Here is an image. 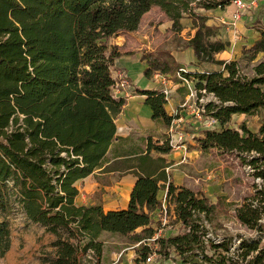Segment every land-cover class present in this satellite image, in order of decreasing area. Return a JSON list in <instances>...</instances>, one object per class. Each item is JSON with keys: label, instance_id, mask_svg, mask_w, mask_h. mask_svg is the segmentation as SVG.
<instances>
[{"label": "trees", "instance_id": "trees-1", "mask_svg": "<svg viewBox=\"0 0 264 264\" xmlns=\"http://www.w3.org/2000/svg\"><path fill=\"white\" fill-rule=\"evenodd\" d=\"M235 0L197 3L195 0H0V259L11 249L8 213L18 208L56 241L54 259L48 264H81L80 249L102 256L103 233L129 237L143 247V261L153 250L148 244L158 232L154 213L161 182H168L163 157L173 151L171 139L162 145L148 140L146 152L121 164L105 166V158L117 134L116 120L125 100L113 93L111 68L121 56L109 45L115 35L135 32L143 17L158 7L172 21V30H184L191 21L186 48L199 64L218 66L213 72H190L168 51L145 53L144 76L178 74L196 82L205 115L221 124V130H205L197 138L204 152L237 154L264 181V121L257 133L244 123L231 127L233 115L264 113V28L237 61L218 60L229 47L218 38V29L200 13ZM259 55L262 59L255 62ZM252 65L251 72L242 63ZM185 69L186 72H181ZM147 96L153 119L171 125L162 91H138ZM133 171L138 179L126 209L105 212L101 206H77L75 183L95 171ZM168 197L175 204L177 222L191 227L189 233L155 239L165 259L172 252L182 264H264V248L256 238L241 237L230 250L229 241L215 243L198 214L210 216L216 209L187 188L168 183ZM241 225L260 230L264 220V188L236 209ZM140 230V231H139ZM208 251H213L210 255ZM231 251V252H230ZM226 252V254L224 253ZM230 253V256L228 254ZM216 256V257H215Z\"/></svg>", "mask_w": 264, "mask_h": 264}, {"label": "crops", "instance_id": "crops-1", "mask_svg": "<svg viewBox=\"0 0 264 264\" xmlns=\"http://www.w3.org/2000/svg\"><path fill=\"white\" fill-rule=\"evenodd\" d=\"M243 1L244 8H238L232 1L223 8L219 7L203 13L209 17L207 24L218 29V38L229 43V47L216 56L218 60L227 62L241 60L243 49L252 47L260 37L259 30L264 28V0ZM237 13L240 16L235 18ZM190 22L188 18L182 20L185 27L182 35L172 31L173 23L167 19L147 30L140 29L141 22L137 31L119 36L112 41L111 38L109 39V45L117 47L121 53L115 64L128 73L131 86L117 95L125 100V105L116 120L117 134L106 155L105 166L111 163L121 164L123 161L135 159L143 152L145 153L149 139L159 145L171 139L173 144L171 153L159 155L152 152L153 157H163L169 163L166 168L168 182H161L163 189L158 195L160 201L168 190V183H172L179 189H190L199 199L202 198L201 195L199 196V190H204L207 183L205 178H202L203 171H212L207 164H210L214 153L212 150L202 151L197 142V138L202 137L203 131L208 129L204 127L200 117L194 116L199 110H196L193 104L194 95L190 89L180 81L172 80L175 77L171 75L167 78L154 75L151 79L144 76L147 65L142 60L143 55L163 49L170 51L181 67L187 71L203 73L217 70L214 64H199L193 49L184 47L190 35L188 38L182 37L183 45L181 46L173 43L172 38L175 35L183 36L189 32L191 35L194 34ZM260 59L262 55L258 56L256 62ZM166 88L171 90V95L165 109L169 116H177V119L169 126L162 120L153 119V110L145 103L147 96L138 92L139 90L163 91ZM247 117L249 116L245 114H236L233 115L232 120L238 118L242 122ZM137 179V175L128 169L121 168L110 172L95 171L92 175L75 183L79 190L75 204L101 206L105 212L126 209ZM171 208L173 209L172 206ZM153 218L155 222L159 221L158 211L154 213ZM105 234L109 233H103L101 237ZM170 235H176V232L171 231ZM136 245L134 244L132 248L135 249ZM138 263L144 264V262ZM125 264H131L130 259L126 260Z\"/></svg>", "mask_w": 264, "mask_h": 264}, {"label": "rangeland", "instance_id": "rangeland-1", "mask_svg": "<svg viewBox=\"0 0 264 264\" xmlns=\"http://www.w3.org/2000/svg\"><path fill=\"white\" fill-rule=\"evenodd\" d=\"M204 11H200V13L203 14L205 13ZM167 19L168 18L160 8L153 7L151 11L143 17L140 29L147 30L148 28H153L155 25ZM181 33L178 34L182 35ZM126 34L115 35L111 38V41L114 38ZM179 35L173 36L172 41L174 44L177 43L181 46L183 45L182 37L188 38L191 33H185L183 36ZM187 41L184 43L185 48ZM163 51L168 50L163 49ZM252 65H247L246 62H243V70L246 73H250ZM214 67L217 70L219 69L217 66ZM172 80L180 81L176 77ZM191 81L193 82L192 87H195L196 82L194 80ZM186 87L189 89L187 85ZM195 91L196 92L193 93V104L196 110H199L200 106L204 103L201 102V100H204L205 104L212 101L209 95L202 94V96H199V92L196 88ZM194 116L196 118L200 117L201 122L206 118V115L199 111H196ZM263 121L264 113L259 112L254 116L247 117L242 122H240L238 118H234L231 126L240 131V125L244 123L252 132L254 131V133H257ZM213 151L214 150H212V153L214 154H212L210 164H207L212 171H203L202 174V178H205L204 180H206L207 186H204V190H199V196H202L200 199H206L209 204L216 206V209L210 216L203 218V221L207 222L208 233L215 238H220L222 243L228 240L231 251L233 250V245L239 244L241 237L256 238L260 241V247L264 248V220L260 224L262 226L260 230H252L241 225L236 218V209L242 206L246 199L255 194L257 187L259 190L263 189L264 181L256 178L254 176L255 170L239 160L237 154L215 153V151ZM171 206L173 209H169L168 214L164 217V221L157 227L159 229L157 234L152 240L148 241L153 253L156 251L158 252L160 249L159 245L154 242L156 238L166 239L170 236L171 231L176 232V229H178V222L174 219L176 215L175 204L171 203ZM5 218L10 228L11 249L0 259V264H48V261L54 259V248L52 247V244L56 241L54 235L46 232V229L41 225L28 221L18 208L11 210ZM100 241L103 242L102 256L97 257L92 252H85L83 249H80L79 258L81 264H113L117 261H119V264H125L128 259H130L131 264H140L138 262L143 263V247L137 244L135 249L132 248L134 244L130 243L129 237L109 233L101 237ZM208 253L210 255L214 254L213 251H208ZM224 253L226 254V252ZM156 255L155 258L157 259L160 255ZM228 256H230V253ZM161 257L164 258V255ZM165 260L166 264H182L177 255H171L170 258Z\"/></svg>", "mask_w": 264, "mask_h": 264}, {"label": "built area", "instance_id": "built-area-1", "mask_svg": "<svg viewBox=\"0 0 264 264\" xmlns=\"http://www.w3.org/2000/svg\"><path fill=\"white\" fill-rule=\"evenodd\" d=\"M224 0H195V2L193 3V6H196L197 3H215V2H222ZM235 5L238 7V8H244L245 7V3L243 0H236L234 1ZM199 11H204V9H199ZM240 16L239 13H237L235 15V18H238ZM111 72H112V76H113V79L115 81V86L113 88V93L115 95L116 98H119L117 97L118 93L124 91L125 89L129 88L131 86L130 84V78L128 76V73L123 70L122 68L120 67H117L116 64H114L111 68ZM181 72H186L185 69H182ZM157 75H160V74H157ZM162 77L164 78H167V76L165 75H161ZM178 77L181 81V83L187 85L191 91V93L193 94L195 91V87H192L193 85V82L187 78H185L184 76L178 74ZM164 93V96L166 98V100L168 101V99L170 98V95H171V90L170 89H164L162 91ZM202 94H205V91L202 92ZM211 97L212 100H215V98L212 96V95H209ZM201 102H204L202 105L205 104V101L204 100H201ZM202 105L200 106L199 108V112L204 114L205 111L202 107ZM199 115V113H198ZM203 125L204 127H206L208 130H216V131H219L221 129V125L219 123L218 120L214 119L213 117H210V116H206V118L204 119L203 121ZM172 144V142H171ZM173 145V144H172ZM162 206L160 209H158V214L160 215V223L164 221V217L168 214L169 212V209L171 208V200L169 199L168 197V190L166 191L164 197L162 198ZM198 216L201 218V223L206 227V229L208 230V225H207V222L206 221H203V218L205 217V215L202 213V214H198ZM174 219L177 221V217L176 215L174 216ZM177 228L179 229H176V234H180V233H189L191 231V227L190 226H186L180 222H178V226ZM209 232V231H208ZM208 239H211L212 241H214L215 243L219 244L222 242V240L220 238H215L213 237L211 234H207V237ZM157 239V238H156ZM140 245V244H139ZM156 254H159L157 251L156 252H151L150 254H148V256L146 257V259L143 261L144 264H166V260L164 258L160 256H158V258L156 259L155 258V255ZM172 256L175 255L174 252H172L171 254ZM170 255V256H171ZM121 257V255H120ZM119 257V259H120ZM157 257V255H156ZM113 264H119V261L113 263Z\"/></svg>", "mask_w": 264, "mask_h": 264}]
</instances>
